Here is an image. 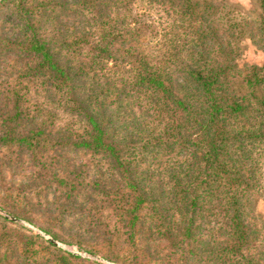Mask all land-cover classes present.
Listing matches in <instances>:
<instances>
[{"label":"rangeland","instance_id":"1","mask_svg":"<svg viewBox=\"0 0 264 264\" xmlns=\"http://www.w3.org/2000/svg\"><path fill=\"white\" fill-rule=\"evenodd\" d=\"M111 1L0 0V256L11 264H216L210 251L224 220H216L211 211L197 215L198 242L182 249L154 231L164 230L162 223L169 222L160 220L157 209L165 216L173 214L180 240L184 237L180 224L186 216L168 209L173 206L171 175L183 178L192 163L191 148L170 140V118L161 102L132 91L129 64L134 53L152 57L159 50L173 17L152 0L115 6L116 0ZM106 2L111 7L103 12ZM221 2L230 33V26H236L240 65L264 66V47L252 39L260 12L256 2ZM24 13L36 15L32 21L40 36L65 49L64 62L81 75L76 92L85 98L103 92L99 97L106 102V113L98 119L127 163L125 171L116 156L98 154L83 143L88 127L69 109L64 92L55 94L46 83L40 87L22 80L37 62L16 50L26 38ZM104 14L124 30L123 38L109 48L108 59L94 58L92 45L83 41L89 40L93 18ZM34 131L43 143L31 150L20 142ZM180 131L174 129L177 140ZM261 167L264 174V157ZM137 194L147 200L144 211L136 202L125 205ZM131 210L138 212L137 219L126 212ZM245 220L252 232L264 234V194L252 196ZM44 234L64 247L50 243ZM24 250L30 261L24 260Z\"/></svg>","mask_w":264,"mask_h":264},{"label":"trees","instance_id":"2","mask_svg":"<svg viewBox=\"0 0 264 264\" xmlns=\"http://www.w3.org/2000/svg\"><path fill=\"white\" fill-rule=\"evenodd\" d=\"M125 1L112 3L115 6ZM152 1L165 7L173 22L159 50L150 54L152 57L140 52L131 56L134 61L129 65L134 76L130 87L145 98L153 97L162 103L164 113L170 118V140L191 148L189 157L192 160L183 178L176 173L171 175L173 206L168 210L186 216L180 224L184 237L180 240L181 234L177 222L172 219L173 214L165 216L162 210L157 209L160 220L165 217L169 222L162 223L164 230L154 231L167 241L168 238L175 240L178 248L182 249L187 243L198 242L194 225L196 217L209 210L216 220L218 217L224 220L223 226L217 229L220 233L210 251L213 262L264 264V234L252 232L245 220L252 196L264 194L261 167L264 157V66L240 65V48L234 43L236 26H230V33L222 18L224 7L221 0ZM254 1L260 12L252 39L262 49L264 0ZM88 5L94 6L92 2ZM110 7L111 4L106 2L103 12ZM32 18L24 13L26 38L16 50L37 62L28 69L25 78L20 77L40 87L41 83H46L55 94L64 92L69 109L83 117L88 127V136H82L83 143L98 154H109L113 159L116 156L117 165L124 170L127 163L116 149L107 128L98 119L106 113V102L101 103L99 97L103 92L86 98L76 92L77 78L81 75L64 62L62 53L65 49L58 50L52 42L44 39L46 37L39 35ZM112 22L109 14L93 18L87 34L89 40L83 41L92 45L94 58L108 59L109 48L123 38L124 30H118ZM95 37L97 41H90ZM94 72L97 73L96 70ZM124 83L129 88L127 82ZM176 128L181 129L180 140L176 138ZM28 133L21 145L32 150V147L43 143L42 136L35 131ZM134 196L125 205L136 202L134 205L144 211L142 206L148 204L144 202L147 200L143 195ZM208 203L210 207L206 208ZM126 212L137 219L138 212ZM221 236L225 237L224 240H219ZM22 255L25 261L32 259L26 250ZM0 264L11 263H4L3 256H0Z\"/></svg>","mask_w":264,"mask_h":264},{"label":"water","instance_id":"3","mask_svg":"<svg viewBox=\"0 0 264 264\" xmlns=\"http://www.w3.org/2000/svg\"><path fill=\"white\" fill-rule=\"evenodd\" d=\"M12 220H13L14 222L19 221V220L16 219V218H12ZM44 236H46V237L48 238V240H49L51 243H53L54 245L59 246V247H64L59 241H57V240H55V239H53V238L48 237V235H46V234H44ZM108 263H109V262H108Z\"/></svg>","mask_w":264,"mask_h":264}]
</instances>
